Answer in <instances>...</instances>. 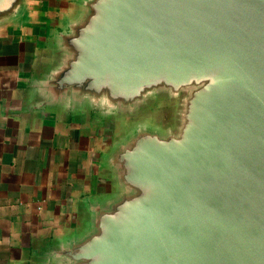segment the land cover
Instances as JSON below:
<instances>
[{"label": "water", "instance_id": "95a60500", "mask_svg": "<svg viewBox=\"0 0 264 264\" xmlns=\"http://www.w3.org/2000/svg\"><path fill=\"white\" fill-rule=\"evenodd\" d=\"M24 1L0 0V17ZM81 4L57 91L129 119L149 95L189 94L176 130L124 129L112 158L123 191L64 253L76 264H264V0Z\"/></svg>", "mask_w": 264, "mask_h": 264}, {"label": "crops", "instance_id": "0c3cea01", "mask_svg": "<svg viewBox=\"0 0 264 264\" xmlns=\"http://www.w3.org/2000/svg\"><path fill=\"white\" fill-rule=\"evenodd\" d=\"M81 7L25 0L0 17V264H76L64 251L123 191L112 159L121 118L53 84Z\"/></svg>", "mask_w": 264, "mask_h": 264}, {"label": "rangeland", "instance_id": "374dc122", "mask_svg": "<svg viewBox=\"0 0 264 264\" xmlns=\"http://www.w3.org/2000/svg\"><path fill=\"white\" fill-rule=\"evenodd\" d=\"M188 94V90L180 94L166 90L159 94L149 95L135 110L129 111L128 117L131 119L124 118V115L118 119L117 130H124L128 127L129 135H132L129 136L130 139L144 127L156 128L159 125L157 128H165L163 129L165 131L176 130L181 122L184 101Z\"/></svg>", "mask_w": 264, "mask_h": 264}]
</instances>
